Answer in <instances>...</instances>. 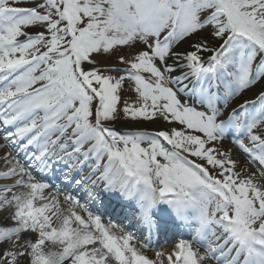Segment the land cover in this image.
<instances>
[{
  "label": "snow or ice",
  "instance_id": "1",
  "mask_svg": "<svg viewBox=\"0 0 264 264\" xmlns=\"http://www.w3.org/2000/svg\"><path fill=\"white\" fill-rule=\"evenodd\" d=\"M0 141V264H264V0H0ZM55 181L148 226L195 208L193 235L140 240Z\"/></svg>",
  "mask_w": 264,
  "mask_h": 264
},
{
  "label": "clouds",
  "instance_id": "2",
  "mask_svg": "<svg viewBox=\"0 0 264 264\" xmlns=\"http://www.w3.org/2000/svg\"><path fill=\"white\" fill-rule=\"evenodd\" d=\"M48 251H49V252H54L55 249H54V248H49Z\"/></svg>",
  "mask_w": 264,
  "mask_h": 264
},
{
  "label": "bare ground",
  "instance_id": "3",
  "mask_svg": "<svg viewBox=\"0 0 264 264\" xmlns=\"http://www.w3.org/2000/svg\"><path fill=\"white\" fill-rule=\"evenodd\" d=\"M5 167H3L2 165H0V170L4 169ZM149 255H152V253H150Z\"/></svg>",
  "mask_w": 264,
  "mask_h": 264
},
{
  "label": "rangeland",
  "instance_id": "4",
  "mask_svg": "<svg viewBox=\"0 0 264 264\" xmlns=\"http://www.w3.org/2000/svg\"><path fill=\"white\" fill-rule=\"evenodd\" d=\"M7 220H8V219H5V220H4V222H5L6 224H7Z\"/></svg>",
  "mask_w": 264,
  "mask_h": 264
}]
</instances>
